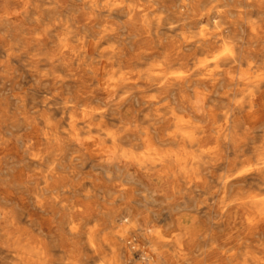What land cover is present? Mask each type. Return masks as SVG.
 Wrapping results in <instances>:
<instances>
[{
  "label": "clouds",
  "instance_id": "1",
  "mask_svg": "<svg viewBox=\"0 0 264 264\" xmlns=\"http://www.w3.org/2000/svg\"><path fill=\"white\" fill-rule=\"evenodd\" d=\"M0 264H264V0H0Z\"/></svg>",
  "mask_w": 264,
  "mask_h": 264
}]
</instances>
